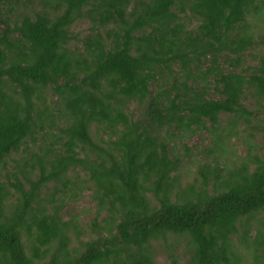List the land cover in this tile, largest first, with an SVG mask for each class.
I'll list each match as a JSON object with an SVG mask.
<instances>
[{
    "label": "trees",
    "instance_id": "1",
    "mask_svg": "<svg viewBox=\"0 0 264 264\" xmlns=\"http://www.w3.org/2000/svg\"><path fill=\"white\" fill-rule=\"evenodd\" d=\"M170 234L264 264V0H0V264H159Z\"/></svg>",
    "mask_w": 264,
    "mask_h": 264
},
{
    "label": "rangeland",
    "instance_id": "2",
    "mask_svg": "<svg viewBox=\"0 0 264 264\" xmlns=\"http://www.w3.org/2000/svg\"><path fill=\"white\" fill-rule=\"evenodd\" d=\"M85 23H82V25H84ZM193 24L195 25L196 22L194 21ZM192 24V25H193ZM48 93L46 92V99L47 101H50L51 99L47 96ZM51 97V95H50ZM253 102L251 99H248L245 101V105L248 108L253 109L252 106ZM60 124V121L57 120L55 121V123L52 126V132H57V126ZM51 131V130H50ZM232 140H235L234 138H232ZM258 139H255V141ZM47 141V140H45ZM196 141V137H194L193 139L187 141L188 145H190L191 143H195ZM27 145L30 146L32 145V150L38 154H40V152L38 151L39 146H43L42 140H40V137L36 138V141L32 144V142L27 141ZM234 148H235V155H243L244 151V145H242L239 142H235L234 141ZM26 145H22L19 150L17 152L12 153L8 158H7V165H8V169L9 171H13V167L17 166V170L18 169V165L20 170H29L28 166L24 165V162L27 161V163L31 162L32 158L28 157V152L24 151L23 148ZM24 165V166H23ZM252 165V164H250ZM195 171L193 169V167L188 164V167L181 170L180 173V180L179 183L180 185L183 187L189 183H192L194 181V176H195ZM51 185V184H50ZM209 190H211V185L209 186ZM89 192H85V195L82 197L81 201H78L77 205L79 207H86V208H93L94 207V202H92L89 198H87V194ZM93 210L92 211H88V212H81V214L79 215V220L80 222L82 221H86L88 219H92L93 218ZM109 212L106 210H102L98 217H97V222L102 224L104 219L106 217H108ZM256 233V229L254 227L251 228V235L254 236V234ZM84 239V238H83ZM76 243V241H74ZM71 245H73V243H71ZM154 250V258L157 261V263L159 264H188L189 260H190V256H191V250H190V246H189V242H188V238L183 236V235H172L170 234L168 237H166L164 239V241H162V239H158L156 241L153 242V248Z\"/></svg>",
    "mask_w": 264,
    "mask_h": 264
}]
</instances>
